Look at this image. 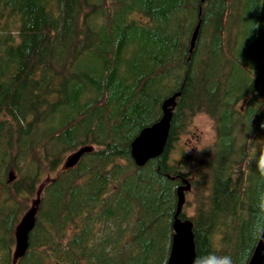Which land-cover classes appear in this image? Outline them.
Instances as JSON below:
<instances>
[{
    "label": "trees",
    "instance_id": "1",
    "mask_svg": "<svg viewBox=\"0 0 264 264\" xmlns=\"http://www.w3.org/2000/svg\"><path fill=\"white\" fill-rule=\"evenodd\" d=\"M232 1L0 0V264H13L16 225L47 176L17 264H166L183 177L202 193L194 216L179 215L193 223L196 256L243 264L247 251L248 264L264 193V176L255 186L248 173L264 140V60L235 52ZM250 2L253 47L264 0ZM175 91L165 148L138 166L130 143ZM198 113L214 142L172 159ZM86 144L93 150L61 169Z\"/></svg>",
    "mask_w": 264,
    "mask_h": 264
},
{
    "label": "water",
    "instance_id": "2",
    "mask_svg": "<svg viewBox=\"0 0 264 264\" xmlns=\"http://www.w3.org/2000/svg\"><path fill=\"white\" fill-rule=\"evenodd\" d=\"M203 1V0H202ZM200 28V21L196 24L190 39L189 51L195 45ZM264 60V57H263ZM180 91H175L165 97L161 103V117L149 126L143 127L130 143V153L138 166L144 165L149 159L162 154L170 128L173 108ZM92 145H82L70 152L64 159L61 169L75 166L84 153L91 152ZM52 178L47 176L44 182L38 186L35 198L30 208L24 213L16 227V244L13 251V264L23 257L30 245V233L34 229L36 214L40 203V194L46 182ZM191 189V183L187 178L181 179V184L176 188V211L172 220V240L166 264H193L196 257L193 223L189 218H181L179 215L185 203V193ZM248 264H264V242H257L250 256Z\"/></svg>",
    "mask_w": 264,
    "mask_h": 264
},
{
    "label": "rangeland",
    "instance_id": "3",
    "mask_svg": "<svg viewBox=\"0 0 264 264\" xmlns=\"http://www.w3.org/2000/svg\"><path fill=\"white\" fill-rule=\"evenodd\" d=\"M250 1L251 0H233L232 1L234 3L235 8H237V14H238L239 19L236 25H234L235 22L232 21L233 25L231 24V27L232 26L233 27L232 29H229V33L233 38V45H234L235 52L236 53L244 52V55L246 57L252 58V56H254L253 59L256 60L259 58V56L264 57V53L262 54L263 50H261L264 47V40L262 41L261 44L259 43L258 45H255L253 47L251 46L253 37H252V32H249V29L251 27L250 26L251 22L249 21V11L252 8ZM244 47H246L245 51H244ZM214 140H215V131L213 128L212 120L206 114L198 113L193 118L192 124L189 127V132L185 135H182L179 141L176 143L175 152L174 151L172 152L171 157L172 159L174 158L176 160H179L182 152H190L192 154H199V151L202 147L212 144ZM260 150L264 152V140L260 141V149L259 148L257 149L256 157L260 153ZM254 152L255 151L251 152V155L252 154L254 155L255 154ZM253 155H252V159H253L252 162L256 161V157H253ZM248 173L249 175L253 177V179H251L252 185L257 186L259 182V178H260V174L257 171V167L255 169L250 168ZM196 190H197L196 187H191V189L185 193V203L183 207H184V214L187 217H191L196 214V210L199 205L197 201V197L202 196V193H200L199 195H196ZM252 193H253V190H252ZM252 193L251 191L249 192V195L247 198L248 201H246L247 205H250ZM22 216L20 217L18 223L20 222ZM2 237L3 238L6 237V233H2ZM218 240H219V236L214 238V242L216 246L219 248L220 245H219Z\"/></svg>",
    "mask_w": 264,
    "mask_h": 264
},
{
    "label": "clouds",
    "instance_id": "4",
    "mask_svg": "<svg viewBox=\"0 0 264 264\" xmlns=\"http://www.w3.org/2000/svg\"><path fill=\"white\" fill-rule=\"evenodd\" d=\"M255 162L257 171L261 176H264V152L258 154ZM254 208L255 218L249 226V239L253 243L264 242V193H261L257 197ZM248 255L249 253L246 251L243 264H247ZM193 264H236V261L230 254H224L218 251H207L194 257Z\"/></svg>",
    "mask_w": 264,
    "mask_h": 264
},
{
    "label": "flooded vegetation",
    "instance_id": "5",
    "mask_svg": "<svg viewBox=\"0 0 264 264\" xmlns=\"http://www.w3.org/2000/svg\"><path fill=\"white\" fill-rule=\"evenodd\" d=\"M161 114H162V111H161Z\"/></svg>",
    "mask_w": 264,
    "mask_h": 264
}]
</instances>
